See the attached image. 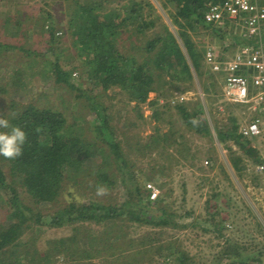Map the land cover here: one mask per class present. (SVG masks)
I'll return each instance as SVG.
<instances>
[{
	"label": "rangeland",
	"instance_id": "rangeland-1",
	"mask_svg": "<svg viewBox=\"0 0 264 264\" xmlns=\"http://www.w3.org/2000/svg\"><path fill=\"white\" fill-rule=\"evenodd\" d=\"M128 1L110 0L107 4L109 8H121ZM140 1L144 19L154 25L141 34H134L132 26L122 27L123 33L117 40L119 49L136 54L138 61L143 60V54L153 57L154 51L145 53L143 49L145 40L166 24L192 66L191 80L157 87L138 109L135 101L119 86L105 87L99 84L98 78H93L94 63L74 43L72 0H0V116L8 115L13 102L15 107L32 102L63 112L68 122L76 125L88 139L103 135L113 137L120 142L128 168L133 169L142 190L148 194L146 184L153 182L160 190L158 197L165 200L162 205L183 214L180 220L186 226L171 228L150 224L153 212L157 211L152 207L153 212H142V223L127 220L125 216L112 222L77 220L61 226L43 222L73 200L117 205L128 198L137 200L134 195L128 197L134 179L128 175L124 182L120 179L126 169L112 152L110 157L106 155L110 146L103 142V147L92 157L115 173L117 183L108 188L99 187L88 174L75 181L66 178L61 196L55 202L44 203L33 202L29 194L22 191L23 201L32 208L30 215L41 213L44 217L41 221L34 215L29 219V227L18 239L19 245L13 247L17 249L16 258L21 259L22 264H121L126 260L134 264H180L175 258L177 253L167 254L166 246L172 243V249L178 247L188 253L187 264H243L242 261L264 264V182L254 173L252 159L246 158L247 168L237 171L231 160V148L238 154L243 152L232 140L222 141L219 137V131L231 125L233 116L240 126L256 115L264 117V107L256 109L222 100L218 75L204 64L203 73L195 69L183 40V28L174 20L177 5L173 0ZM124 13L122 11L121 16ZM49 14L52 19L45 21ZM50 27L55 29L54 38L50 36ZM203 29L200 26L186 29L200 47L201 35L206 34ZM223 33L224 39L215 33L209 35L218 48L239 39V29L231 25ZM6 44L15 46L6 47ZM233 49L229 46L227 51ZM55 60L63 68L73 69L69 83L76 87L57 80L52 63ZM184 87L188 89L182 90ZM183 92H187L188 97L184 102L191 110L200 109V117L209 123L212 135L197 133L183 122L171 102ZM89 96L106 107L112 130L99 126ZM221 100L223 110L218 108ZM167 132L173 134L177 144L158 140L160 133ZM252 140L264 161V135ZM95 160L89 164L94 166ZM7 197L6 191L0 196V224L3 226L9 222ZM61 239L66 241L61 243ZM142 240L145 243H141ZM227 240L238 241L241 254L221 256ZM86 250L91 254H86ZM47 252H50V262L42 259ZM259 255L260 261L254 260Z\"/></svg>",
	"mask_w": 264,
	"mask_h": 264
},
{
	"label": "trees",
	"instance_id": "trees-1",
	"mask_svg": "<svg viewBox=\"0 0 264 264\" xmlns=\"http://www.w3.org/2000/svg\"><path fill=\"white\" fill-rule=\"evenodd\" d=\"M173 1L177 5L174 20L183 28L181 31L183 40L193 66L203 73L205 65L203 55L206 43L200 38L202 45L198 46L186 29L189 27L195 29L196 26H200L201 29L204 28L202 32H206L211 41L213 39L209 35L214 33L223 39L226 38L223 31L228 28L211 26L204 21L203 13L207 4L212 0ZM108 2L110 0H72L71 20L74 43L82 52H86L90 56L94 63L93 78H98L99 84L105 87L119 86L131 101H135L136 107L139 109L140 104L146 102L149 93L156 90L157 87H162L165 83L175 84L176 81L185 82L193 78L192 66L187 61L176 35L169 30L166 24L162 30L156 31L145 40L143 49L145 53L154 51L153 57H145L142 53L143 60L138 61L136 54L122 52L117 42L118 37L123 33L122 27L132 26L134 34H141L147 27L154 24L152 21L144 19V7L140 0H129L121 8H109ZM122 11L125 12L123 16H121ZM51 17L52 15L49 14L44 20ZM49 33L51 38L55 37L54 27H50ZM5 46L14 47L15 45L6 44ZM229 46L225 45V49H228ZM140 49L142 50L141 47ZM52 63L57 80L69 83L73 69L63 68L56 60ZM167 75L170 76L169 79L165 78ZM69 84L76 87L73 83ZM186 89L188 88L184 87L182 90ZM88 98L91 100V107L97 112L99 126L112 130L113 126L106 107L102 106L95 98L90 96ZM15 105L16 103L13 102L11 111L6 117L12 125H19L27 132V140L21 155L14 158L0 155V196L6 191L8 193L6 200L10 202L9 222L5 226L0 224V264H22V260L16 258L17 249L13 250V247L19 245L18 239L29 227L28 221L34 215H30L32 208L23 201L22 191L27 192L33 202L44 203L55 202L61 196L66 185V178L75 181L83 174H88L93 176L94 184L99 187L108 188L117 183L115 173L110 171L103 162L96 161L92 157L103 147V142L110 146V151L106 155L110 157L112 152L121 162L122 168L126 169L120 179L124 182L127 175L134 179V186L128 190V197L134 195L137 200L133 201L128 198L121 205L96 201L79 203L73 200L43 222L52 226H61L77 220L102 222L108 219L112 222L113 219L125 216L127 220L142 223L144 222L141 217L142 212L145 210L153 212L150 209L152 207L157 211L154 210V217L149 221L150 224L171 228L186 226V223L184 224L180 220L183 218V214L162 205L165 201L162 196L152 200L149 194L142 190L133 169L128 168L129 162L119 141L104 135L95 140L84 137V133L76 125L69 123L64 113L59 110L38 106L32 102L17 104V107ZM174 107L188 127L197 133L212 135L210 125L200 117L198 107L191 110L185 102H179ZM231 120V125L227 129L219 131V137L222 141L232 140L243 152L238 154V151L231 148V160L235 169L239 172L246 169V158L252 159L255 163L264 162L253 146L252 138L239 132V123L236 117L233 116ZM158 140L177 144L170 132L160 133ZM93 160L96 163L94 166L89 164ZM6 166H8L7 170ZM34 216L38 221L44 217L41 213H36ZM151 238L154 239V237ZM65 241L66 239H61V243ZM230 241H226L221 256L241 254L242 247L239 242ZM98 242L100 245L101 242ZM141 243H145V240H142ZM172 246V243L166 246L169 250L167 254L174 256L177 253L175 258L179 260L180 264H187L188 253L180 251L178 247L174 250ZM85 252L91 254L87 250ZM70 254L74 253L70 252ZM43 258L44 262H50V252H47ZM254 260L260 261V255L254 257ZM242 262L246 263V261ZM108 264L115 263L108 262ZM121 264H134V262L126 260Z\"/></svg>",
	"mask_w": 264,
	"mask_h": 264
},
{
	"label": "built area",
	"instance_id": "built-area-1",
	"mask_svg": "<svg viewBox=\"0 0 264 264\" xmlns=\"http://www.w3.org/2000/svg\"><path fill=\"white\" fill-rule=\"evenodd\" d=\"M204 21L211 26H232L239 29V39L228 43L232 52L212 43L207 34L204 64L217 74L222 100L234 104H246L260 109L264 107V0H212L203 13ZM234 44V45H232ZM76 74V73H75ZM188 100L187 92L171 99L173 104ZM221 102L220 110L224 109ZM239 132L249 138L264 135V117L256 115L239 126ZM207 162V161H206ZM253 171L264 182V162L255 163ZM152 200L159 195V188L146 184Z\"/></svg>",
	"mask_w": 264,
	"mask_h": 264
},
{
	"label": "clouds",
	"instance_id": "clouds-1",
	"mask_svg": "<svg viewBox=\"0 0 264 264\" xmlns=\"http://www.w3.org/2000/svg\"><path fill=\"white\" fill-rule=\"evenodd\" d=\"M27 132L19 125H12L6 116H0V155L14 158L22 154Z\"/></svg>",
	"mask_w": 264,
	"mask_h": 264
}]
</instances>
